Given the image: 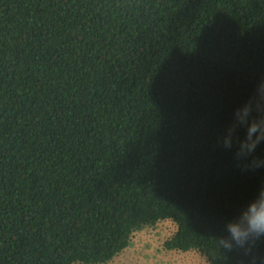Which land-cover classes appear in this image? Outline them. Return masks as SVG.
<instances>
[{
	"label": "trees",
	"instance_id": "obj_1",
	"mask_svg": "<svg viewBox=\"0 0 264 264\" xmlns=\"http://www.w3.org/2000/svg\"><path fill=\"white\" fill-rule=\"evenodd\" d=\"M262 81L264 0H0V264H107L163 221L264 264L217 244L264 189V142L222 143Z\"/></svg>",
	"mask_w": 264,
	"mask_h": 264
},
{
	"label": "clouds",
	"instance_id": "obj_2",
	"mask_svg": "<svg viewBox=\"0 0 264 264\" xmlns=\"http://www.w3.org/2000/svg\"><path fill=\"white\" fill-rule=\"evenodd\" d=\"M264 114V81L256 90V95L249 100L242 108L237 109L233 125L227 129L222 140L225 148L232 147V137L238 127L246 129L245 139L239 141L236 152L238 161L246 160L252 155L256 147L264 142V115L259 119L252 118L253 112ZM245 170L264 167V160L253 158L251 164H245ZM227 236L221 237L217 244L227 252L234 249H244L251 253L255 241L264 237V189H261L256 199L250 202L241 212L236 220L226 223Z\"/></svg>",
	"mask_w": 264,
	"mask_h": 264
},
{
	"label": "rangeland",
	"instance_id": "obj_3",
	"mask_svg": "<svg viewBox=\"0 0 264 264\" xmlns=\"http://www.w3.org/2000/svg\"><path fill=\"white\" fill-rule=\"evenodd\" d=\"M171 221L135 232L129 246L107 264H206L196 252L168 251L163 243L175 232Z\"/></svg>",
	"mask_w": 264,
	"mask_h": 264
}]
</instances>
